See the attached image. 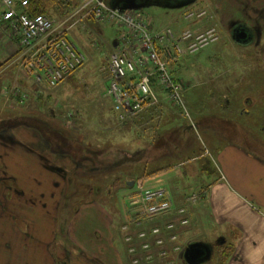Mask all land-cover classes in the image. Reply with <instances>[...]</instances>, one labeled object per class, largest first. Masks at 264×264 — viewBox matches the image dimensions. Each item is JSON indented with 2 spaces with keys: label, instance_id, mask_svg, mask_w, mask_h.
I'll list each match as a JSON object with an SVG mask.
<instances>
[{
  "label": "rangeland",
  "instance_id": "374dc122",
  "mask_svg": "<svg viewBox=\"0 0 264 264\" xmlns=\"http://www.w3.org/2000/svg\"><path fill=\"white\" fill-rule=\"evenodd\" d=\"M122 1L137 2V0H111V4L120 6ZM141 1L143 2L136 7V10L143 15L152 30H161L167 27L175 30L179 26H183L191 29L202 28L206 32L212 27L215 28L217 40L204 42V46L202 45L198 51L186 53L176 63L173 65L170 63V65L176 70L182 88V97L189 110L188 113H191L193 122L203 119L210 126L220 122L226 135L212 137V134L206 133L204 129L187 130L186 126L189 123L179 114L180 110L174 101L163 103L165 106L162 110L165 113L177 112L176 114H166L165 116L169 117L168 120L154 121L151 126L145 125L146 122L141 119L120 123L112 109V100L106 95L108 63L120 30L114 22H101L93 18L83 19L69 33V38L85 55L82 66L58 85L52 86L46 82L38 84L37 89L40 90L38 97L30 89V97L23 104H17V109L22 111V116L19 118H25L17 123L24 130L30 131V129L46 128V121L52 122L49 119H53L56 124L63 127L76 128V131L70 132L71 137L90 143L93 154L97 152L95 150L97 147H103L99 145V137H103V144H114L116 140L122 139L125 150L132 149L130 143L137 146L139 143H148L155 137L153 150L150 153H159L157 152L159 150L162 152L157 155L156 159L147 162L145 157H142L143 154L139 153L142 160L140 163H134L127 170L128 173L135 176L139 173L170 166L172 168L170 176L175 174L170 184L172 188L180 191L182 196L193 195L198 193L202 183L207 185L218 176V167L217 165L213 166L209 162V158L198 159L205 146L209 145L211 148V139L215 141H219L220 138L227 141L235 139L251 146L262 134L264 99L258 91L259 76L262 75V71L258 65L261 59L256 51L261 50L258 39L264 37V7H262L264 3H260L258 0H236V7H230L233 0H195L193 3L189 0ZM228 1L230 4L227 3ZM188 7L190 9L202 8L206 11V15L202 20L185 21L182 15ZM57 12L60 15L54 17L61 19L63 12ZM242 26L254 29L256 35L254 43H239L235 39L236 28ZM2 49L3 46L0 43V59H5L6 56L3 55ZM11 60L12 58L5 62ZM12 73H15L14 66L0 74L1 90L4 88L5 91L8 87V79ZM254 85L257 88L252 90ZM251 90L252 92H249ZM245 95H250L255 100L248 107L242 104ZM199 101L203 103H199ZM244 108L245 114L242 113ZM28 111L29 114H27ZM32 114L38 116L42 114L43 121L35 119L36 116L32 117ZM2 119L3 117L0 119L1 127L4 124ZM229 119L236 127L235 121L237 120H240L239 123L243 126L236 128L226 121ZM114 127L123 133L122 137H119L116 130H110ZM229 128L231 129L229 130ZM29 131L25 143L33 140ZM15 144L17 145V143ZM177 145H180L178 150H176ZM163 150H171V152H163ZM0 153L3 154L2 148H0ZM95 165H97V160H92L91 166L95 167ZM122 172L124 170L114 166L110 172L103 175V167L99 166L95 172L77 173L76 179L72 176L73 174L69 176L61 197L60 210L57 212L54 210L51 214L53 221L56 222L53 226V229L56 228L55 238L51 243L49 236L47 238V235L41 234L37 228L32 233L34 239L26 240L27 242L20 249V239L16 236V232L10 231V226L7 225V219H10L11 216L4 210L5 200L0 198V264H9V261L11 264H24L23 259L27 260V264H47V261L50 263V260L45 258L47 256L51 259H55L56 256L59 258L58 261L54 260V264H91L90 259H94V256L103 255L104 257L107 256L106 252L111 254L110 241L115 259L111 264H131L120 229L124 219L121 215L117 217L114 200L120 209L121 206L125 209L124 215L130 212L128 207L131 206L132 201L129 200V197H125L124 200L121 199L122 203L120 204V200L115 194L113 200L105 193L107 189H112L110 186L112 180L117 177L121 178ZM0 177L4 179L6 177L2 160H0ZM99 184L103 187V191H101L103 194L96 192ZM4 185H6L4 181L0 180V197H4ZM48 185L46 181L43 184V186ZM171 186L165 187L168 193ZM75 189L77 192L71 194ZM36 198L35 195L28 194V197H19V200L14 203H8V210L15 212L14 215H16L13 216L12 222L17 232L23 231L22 228L27 229L23 217L29 221L31 215L27 214V211L21 210H29L28 206L32 207V203L41 202ZM89 200H95L94 205H109L112 211L110 217H112L113 223L111 225H108L107 215L103 213V211H108L100 212L93 208L95 206H89L86 204ZM173 200L176 201L174 198ZM84 201L85 203H83ZM199 202L203 204V202ZM179 203L189 207L190 202L179 200ZM77 205L80 208H78V213L75 212ZM192 209L193 207L188 212L189 222L186 227L190 228L192 232L187 234L186 241L183 240L184 238L181 239L184 244L182 252L171 257L169 262L155 260L149 264H226L228 255L233 251V246L229 243L231 241L224 238L225 243L220 244L221 236L217 232H207L205 228H202L203 231H195L191 226ZM33 219L35 224L40 222L39 215L33 216ZM155 221H158L157 218L152 219L151 222L156 223ZM45 223L48 224V222ZM68 225L73 228L74 235L84 245L81 247L82 249H78L79 251L72 248L71 254L62 246L63 252L59 251L58 247V237L69 242L67 239ZM32 226L36 225L30 223L29 230ZM59 227H61V231ZM45 230L48 231V228L45 227ZM108 236H111L110 241H108ZM44 240H49V245L46 248H44ZM103 246L106 250L101 251ZM191 247L203 249L205 251L204 258L192 262L187 256V251Z\"/></svg>",
  "mask_w": 264,
  "mask_h": 264
},
{
  "label": "crops",
  "instance_id": "0c3cea01",
  "mask_svg": "<svg viewBox=\"0 0 264 264\" xmlns=\"http://www.w3.org/2000/svg\"><path fill=\"white\" fill-rule=\"evenodd\" d=\"M189 1L193 3L195 0ZM235 2L236 0H233L231 4L230 1L227 3L230 4V7H236ZM258 2L264 3V0H258ZM258 41V45L261 44L259 45L261 50L256 52L261 59L258 65H260L259 67H261L262 71V75L259 76L258 91L259 95L264 99V46H262L264 37L259 38ZM0 43L3 46V55L6 56L5 59H0V74L5 73L12 66H14L15 70V73L9 76L6 90L4 91V88L3 90L0 88V119L3 117L2 123H4L2 127L0 126V148L3 151V154L0 153V160L4 163L5 179L7 180L0 177V180H3L6 184L4 185V197L0 198L5 200L4 210L11 216L10 219H7V225L10 226V231L16 232V236L20 239V249L23 248L24 243L28 240L34 239L32 233L37 228L41 231V234L47 235V238L49 236L50 243L55 238L54 232H56V228L53 229V226L56 222L53 221L51 214H53L54 210L55 212L60 210L59 205L61 197L64 194V187L67 183V178L72 174L76 179L77 173L81 174L83 171L84 173L95 172L99 166L103 167V175L110 172L114 166L124 170L121 173V178L111 179L112 183L110 186H112V189L110 188L105 191L106 196L110 199H113L115 194L117 199L120 200V204L125 197L133 192V183L137 180H142L147 187L165 188L171 186L170 184L175 174L170 176L172 173L170 166L139 173L135 176H131L127 171L134 163H140L142 157H145L147 162L156 159L157 155L162 152L159 150L157 151L159 153H150L153 150L152 146L154 145L155 137L149 140L148 143H139L137 146L130 143L131 150H125L122 145V139L116 140L114 144H103V137H99V145L103 147H97L95 149L97 152L93 154L90 143L71 137L70 132L76 131V128H71L70 126L63 127L56 124L53 119H49L52 122L46 121L47 127L42 129H30L29 131L24 130L21 125L18 126L17 121L25 118H19V116H22V111L17 109V104L23 103L19 101L17 94L9 91L13 87H16L19 92L27 94L32 89L34 91L33 94L38 97L40 90L37 89V85L33 83L32 79L17 66L16 43L2 38L0 39ZM11 58L10 62H5ZM256 88L257 86L254 85L252 90ZM252 90L249 92H252ZM254 102L255 100L250 95H245L242 99V104L246 107L252 105ZM199 103L203 102L199 101ZM162 108L144 111L132 116L129 121L141 119L146 122L145 125L151 126L154 121L168 120L169 117H166V114H176L174 112L165 113ZM244 111L245 108L242 113ZM27 114H29V111ZM34 116H36L35 119L43 121L44 117H42V114L41 116L33 115L32 117ZM199 120V122H195L197 130L204 129L206 133L212 134V137L226 135L220 122L210 126L203 119ZM226 121L231 123L230 119ZM239 121H235L237 127L232 123L231 125L240 128L243 125ZM186 129L190 130L192 128L187 125ZM110 130H116L119 137L123 136V133L116 127L110 128ZM28 131L31 132L30 135L33 140L25 143ZM254 135L257 134L254 133ZM259 137L255 141V144L251 146L235 139L228 141L223 138H220L219 141L211 139V148L207 145L204 151H201L199 154L198 159L209 158V162L213 166L217 165L218 176L207 185L201 184L198 192H203V199L200 200L203 204L199 202L192 206L191 226L195 231H203L202 228H205L207 232H217L221 236L220 240H222V243H225L224 238L231 241L229 243L232 244L233 251L228 255L226 264H264V128H262V134ZM79 146L81 147L79 148ZM179 146H176V150H178ZM163 152H171V150H163ZM139 153H142L143 156L140 157ZM92 160H97L95 167L91 166ZM113 162L114 164H112ZM44 180L49 184L48 186H43ZM101 183L103 184V181ZM97 188L96 192L103 194L101 193L103 187L100 184ZM76 192L77 189L71 192V194ZM170 192L172 198L179 202L180 199L178 198L182 197L181 192L176 191L172 186ZM28 194L35 195L36 199L41 200V202L38 204L32 203V207L28 206L29 210H21L27 211V214H30L31 217L29 221L23 217L24 223L27 224V229L22 228L23 231L17 232L12 222L14 220L12 219L13 216L16 215H14L15 212L8 210V203H14L19 200V197H28ZM94 202L96 201L89 200L86 204L95 206L93 208L100 212L107 210L108 212L103 211V213L107 215L108 225H111L113 223L112 217H110L112 211L109 205H94ZM114 206V209L117 210V217L121 215L123 219L125 209L122 206L120 209L115 200ZM78 208L79 206L77 205L75 209L76 213L79 212L80 208ZM38 215L40 216V222L35 224L33 216ZM43 219L45 222H48L47 225ZM29 222L36 226H32L29 230ZM45 227L48 228V231L45 230ZM59 228L61 231V227ZM190 232H192L191 229L186 228L183 237H186ZM110 237L108 236V241H110ZM67 239L69 242H65L58 237L59 251L63 252V249H65L71 254L72 248L79 251L78 249H82L81 247L84 246L82 241L74 235L73 228L69 227V225L67 227ZM44 242V248H46L49 245V240H44ZM109 245L112 250L111 254L106 252L107 256H94V259H90V263L111 264L115 259L111 241ZM61 246L63 249H61ZM69 246H71V249H69ZM102 250H106L104 246L101 248ZM58 254L60 255V252ZM51 255L53 256V253ZM45 258L50 260V263L47 261V264H54V260L58 261L59 259L57 256L55 259H51L49 256ZM43 260L42 258V262ZM23 263L27 264V260L23 259ZM9 264H11L10 261Z\"/></svg>",
  "mask_w": 264,
  "mask_h": 264
},
{
  "label": "built area",
  "instance_id": "2783aa9c",
  "mask_svg": "<svg viewBox=\"0 0 264 264\" xmlns=\"http://www.w3.org/2000/svg\"><path fill=\"white\" fill-rule=\"evenodd\" d=\"M204 13L192 11L186 18H200ZM85 18L114 22L121 27L117 48L109 59L107 85V94L120 121L161 99L174 101L189 116L169 61L216 39L213 28L206 32L176 33L171 29L154 32L140 14L111 8L107 0H77L75 11L56 23L43 13L33 14L30 0H0V37L18 43L20 65L26 74L38 83L53 86L72 75L84 61L83 53L68 37L72 28ZM135 203L136 218L122 227L132 262L149 261L154 253L167 257L177 252L180 246L176 228L188 223L185 208L177 210V220L142 228L143 220L170 213L172 203L164 189L143 185L137 187Z\"/></svg>",
  "mask_w": 264,
  "mask_h": 264
},
{
  "label": "trees",
  "instance_id": "16d2710c",
  "mask_svg": "<svg viewBox=\"0 0 264 264\" xmlns=\"http://www.w3.org/2000/svg\"><path fill=\"white\" fill-rule=\"evenodd\" d=\"M30 3L33 14L43 13L55 18L60 15L57 11L63 12L64 15L73 9L77 5V0H30Z\"/></svg>",
  "mask_w": 264,
  "mask_h": 264
},
{
  "label": "water",
  "instance_id": "95a60500",
  "mask_svg": "<svg viewBox=\"0 0 264 264\" xmlns=\"http://www.w3.org/2000/svg\"><path fill=\"white\" fill-rule=\"evenodd\" d=\"M138 5L134 3H127V8H136ZM237 39L239 41H246L248 38V33L244 30H240L237 35ZM187 256L192 262H196L204 258L205 256V251L199 247H191L187 251Z\"/></svg>",
  "mask_w": 264,
  "mask_h": 264
},
{
  "label": "flooded vegetation",
  "instance_id": "af4514ba",
  "mask_svg": "<svg viewBox=\"0 0 264 264\" xmlns=\"http://www.w3.org/2000/svg\"><path fill=\"white\" fill-rule=\"evenodd\" d=\"M246 21V20H245ZM248 21V20H247ZM240 30H244L248 33V38H247V41H249L250 43H254L256 41L255 38V34H254V29H249V28H246L245 26H242V27H237L236 28V32H235V39H236V35L237 33L240 31ZM254 39V41H252Z\"/></svg>",
  "mask_w": 264,
  "mask_h": 264
}]
</instances>
